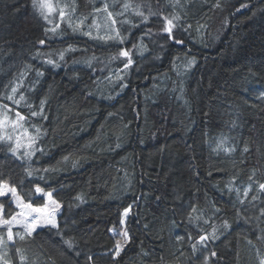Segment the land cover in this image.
<instances>
[{"label":"trees","instance_id":"obj_1","mask_svg":"<svg viewBox=\"0 0 264 264\" xmlns=\"http://www.w3.org/2000/svg\"><path fill=\"white\" fill-rule=\"evenodd\" d=\"M74 1L87 18L107 0ZM125 3L119 38L90 44L50 40L33 0H0V107L42 128L31 159L0 132V178L62 205L58 228L15 230L0 264H264V0H119L116 12ZM182 58L195 61L185 76Z\"/></svg>","mask_w":264,"mask_h":264},{"label":"rangeland","instance_id":"obj_2","mask_svg":"<svg viewBox=\"0 0 264 264\" xmlns=\"http://www.w3.org/2000/svg\"><path fill=\"white\" fill-rule=\"evenodd\" d=\"M118 2L119 0H110V1L107 0L105 1L103 7L100 10H96V9L93 10L92 16L87 18L84 17L81 18L78 16V7H77V3L74 0H50V3L52 4L53 7V11L48 15L47 20L44 19L43 16L41 17L48 25L47 33L49 34V38L52 41L56 39L65 41V39L70 40L73 37H77L89 41H95L97 39H102V40H107L109 38L113 39L115 38L117 32L116 30L117 18L119 17L121 18L122 17L121 15L128 16L132 14L131 6L129 3H125V5H128V7L125 8L124 6L122 10L116 12V7L118 5ZM99 7H101V5ZM105 7L107 8V11H105ZM61 13H63V15H61ZM108 13H111V16H109ZM113 21L115 22L113 23ZM73 51H76V49ZM52 52L53 51L49 52L48 50L45 49L42 55L40 56L39 60L42 61L43 63L47 62V64L53 66L55 64V61L52 59L53 56ZM67 52H68L67 48H64L63 51L64 56H66ZM131 54L132 53L130 52V56L129 55L125 56L126 59H128V61L131 60ZM61 57L62 56H60L59 58L61 59ZM50 60L52 61V63L48 62ZM182 60L183 61H179L177 63V67L178 69H181L182 76H185L195 66V61L189 60L187 58H182ZM130 65L134 66L133 61L132 63L129 64V66ZM11 100L12 103L15 104L16 106L19 107L21 106L22 101L20 98H18V90L13 94ZM0 120L3 121V124H0V132L3 135L4 139H6L7 141H12L13 147L16 148V155L19 157H23L25 159H31L36 153V144L39 141V136L42 134L41 132L42 128L39 126V124H35L36 122L33 121V119L31 118L24 119L23 121H17L16 114L12 112L10 109L4 107H0ZM36 128L40 129V134L36 139L35 143H31L30 137L37 135L35 132ZM25 129L27 130L26 132ZM8 137H11V139H8ZM27 152H33L34 154H32L29 157L25 155V153ZM37 198L44 200V204L42 206L47 204L49 212H51L54 209V205H52L51 201H49L46 197H42L40 194H37ZM52 198L53 200L57 201L53 193H52ZM59 205L60 207L58 209H55V216L57 223H58V218L62 213V205L60 203ZM13 206L15 208L14 204ZM33 206L42 207L34 204ZM15 209H16V213L20 211V209L17 208ZM127 217H128V213L127 215H124L123 223L127 222ZM4 219H10L6 217L5 208H4ZM49 227L51 226H44L42 220L41 225L38 226L30 236H32L34 233L38 232L39 230ZM0 228L7 229V226H0ZM15 230L22 231L25 233L24 229L19 224H14L12 226V231L14 232ZM2 238H3V243L0 244V261H3L5 258H7L9 254V250L12 245L11 244L12 242L8 241L7 238L4 237ZM123 247L124 245H122L120 253L122 252Z\"/></svg>","mask_w":264,"mask_h":264},{"label":"snow or ice","instance_id":"obj_3","mask_svg":"<svg viewBox=\"0 0 264 264\" xmlns=\"http://www.w3.org/2000/svg\"><path fill=\"white\" fill-rule=\"evenodd\" d=\"M33 6L39 10V14L44 17V19H48V15L53 11L52 4L50 3V0H33ZM125 7H128V5H125ZM105 11H107V8L105 7ZM154 15V13H150ZM63 15V13H61ZM109 16H111V13H108ZM139 15L143 16V13H139ZM144 19H147V17H144ZM179 16H172L171 18L165 16L163 17V20L165 21V26L163 28V31L169 35L171 38L172 30L175 27L174 21L178 20ZM115 21H113L114 23ZM117 38H119V34L117 33ZM177 43H182L183 41H176ZM43 43V41H41ZM121 56H127L128 53L126 51H121L119 53ZM63 57H61L62 59ZM49 63H52V61H48ZM128 63H131V60L128 61ZM128 65L126 64L125 67ZM13 92L16 91L15 88L12 89ZM8 99H12V97H8ZM20 99H23V96L20 97ZM18 103V101H17ZM32 116L38 115L37 112H32ZM17 121H23L25 118L21 116L19 113L16 114ZM0 124H3V121L0 120ZM22 127V125H21ZM27 130L25 129V132ZM36 136H31L30 141L31 143H35L36 139L38 138L40 134V129H35ZM0 139H3V137H0ZM8 139H11V137H8ZM39 150V149H36ZM11 151L13 154H16V148H12ZM34 154L33 152H27L25 155L31 156ZM46 171V170H45ZM27 174L29 176L32 175V171L28 170ZM261 189H264V184L260 185ZM35 193L40 194L42 197H46L49 201H51L52 205H54V209L49 212L48 211V205L45 204L42 207H34L31 202V197L28 193H24V196H29V200L26 203L24 200V196H21L18 192L16 187L9 184L7 180H4L0 178V197H7L9 200V207H12L13 204L15 205V208L20 209L19 212H17L14 215H11L10 219H4V204L0 202V226H7V240L13 241V231L12 226L14 224H19L25 231L26 235H31L32 232L35 231V229L41 225V221L43 220L44 226H51L52 228H58V224L56 222V216H55V209H58L60 207L59 203L52 198V192H45L42 188L37 186L34 189ZM129 210H125V215H127V212ZM25 237L23 235L20 236V239L23 240ZM123 238L125 242H127L128 239V233L125 231L123 233ZM213 238L214 235H213ZM208 239L207 236H201L200 242L203 243ZM3 243V238L0 237V244ZM66 243L71 246V241H66ZM116 251L115 255L119 256L120 250L122 248L121 242L118 240L116 241ZM195 247V246H194ZM216 253L212 252L211 256H215ZM89 260H91V257H88ZM207 259V258H206Z\"/></svg>","mask_w":264,"mask_h":264},{"label":"bare ground","instance_id":"obj_4","mask_svg":"<svg viewBox=\"0 0 264 264\" xmlns=\"http://www.w3.org/2000/svg\"><path fill=\"white\" fill-rule=\"evenodd\" d=\"M91 42H94V41H89V40H88V43H90V44H91ZM38 114H39V112H38ZM36 116H37V115H36Z\"/></svg>","mask_w":264,"mask_h":264}]
</instances>
